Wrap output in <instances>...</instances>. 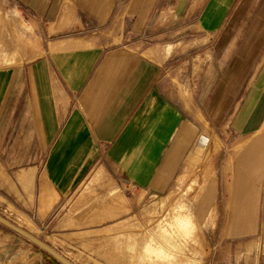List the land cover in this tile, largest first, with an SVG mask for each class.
Here are the masks:
<instances>
[{"label": "crops", "instance_id": "crops-1", "mask_svg": "<svg viewBox=\"0 0 264 264\" xmlns=\"http://www.w3.org/2000/svg\"><path fill=\"white\" fill-rule=\"evenodd\" d=\"M236 1L0 0V196L40 230H96L178 188L208 126L185 218L234 247L221 264H264V21L234 48ZM14 240L0 229V264H44Z\"/></svg>", "mask_w": 264, "mask_h": 264}, {"label": "rangeland", "instance_id": "rangeland-1", "mask_svg": "<svg viewBox=\"0 0 264 264\" xmlns=\"http://www.w3.org/2000/svg\"><path fill=\"white\" fill-rule=\"evenodd\" d=\"M235 5L227 18V21L234 20L235 27L227 35L236 36L238 40L234 48L239 46L241 49V45L248 40L250 34L264 21V0H237ZM206 127L210 137L202 135L201 138H211L207 151L202 149L201 138H199L200 153L196 157L197 167L183 176L179 187L173 191L138 202L135 208L131 210L127 208L128 211L124 213L126 214L124 217L105 222L95 227L96 230L80 232L70 230L69 235H58L61 231L53 230V225L46 226L47 223H45L46 229L40 230L37 221H33L34 230L29 233L72 264H221L230 257L236 259L237 257L233 254L234 247L232 249L230 246L224 247L217 252L210 251L197 227L189 223L186 218L181 221L178 215L179 212H184L182 199L194 198L200 192L199 185L207 177L210 160L217 150V146H213L214 133L208 126ZM114 198L110 203H115ZM119 202L117 204L121 206V200ZM102 204L96 203L94 206L100 207ZM8 209L6 204L0 203V216L26 230L21 224L23 214L20 208L18 207L19 211L16 208ZM0 229L15 237L12 244L17 245L20 242L30 244L26 239L2 225ZM27 229L30 230V228ZM154 238L159 241V250L151 246L157 244ZM37 249L39 248L33 249V252L38 254L40 251L46 255H43L44 264H59L51 256ZM238 254L239 263L247 259L245 243L242 242Z\"/></svg>", "mask_w": 264, "mask_h": 264}, {"label": "water", "instance_id": "water-1", "mask_svg": "<svg viewBox=\"0 0 264 264\" xmlns=\"http://www.w3.org/2000/svg\"><path fill=\"white\" fill-rule=\"evenodd\" d=\"M0 225H2L6 229L18 234L19 236L23 237L30 244L36 246L37 248L42 250L44 253L51 256L59 264H72L70 261H68L62 255H60L58 252H56L54 249H52L46 243L39 240L38 238H36L34 235L28 233L27 231L21 229L20 227L14 225L13 223H11L10 221H8L6 218H4L2 216H0Z\"/></svg>", "mask_w": 264, "mask_h": 264}, {"label": "bare ground", "instance_id": "bare-ground-1", "mask_svg": "<svg viewBox=\"0 0 264 264\" xmlns=\"http://www.w3.org/2000/svg\"><path fill=\"white\" fill-rule=\"evenodd\" d=\"M209 136V135H208ZM210 137V136H209ZM201 138V137H200ZM211 139V138H210ZM209 138H206V137H202L201 138V146H202V149L203 150H206L207 151V147H208V145H209V140H210ZM216 143L218 144V145H220V143H219V141L216 139ZM213 146H217V145H213ZM214 150V149H213ZM205 154V153H204ZM208 155V154H207ZM202 158V157H201ZM183 185V184H182ZM117 196V195H116ZM119 197V196H118ZM122 198V197H121ZM45 201V196H44V193H42V195H41V198L39 199V210H40V212H41V214H44L45 213V211L47 210V209H49L50 207H51V203H46V202H44ZM113 201L115 202V203H120L119 201H120V197L119 198H114L113 199ZM122 201H123V199L121 200V203H122ZM0 203H2V204H6V206H7V208H9L8 210H12V209H15V207L12 205V204H10L9 202H7L2 196H0ZM124 203V202H123ZM167 203V202H166ZM173 203H175V202H173ZM172 203V204H173ZM174 205V204H173ZM116 208V207H115ZM160 208V207H159ZM172 209V208H171ZM17 213V212H16ZM178 215H179V218H180V220L181 219H185V215H184V213L183 212H179L178 213ZM21 217H22V223L21 224H23L24 226H25V228L24 229H26L25 231H27L28 233L29 232H31L32 233V230H34L32 227V225H33V223H32V221H30L26 216H24V215H21ZM179 218H178V220H179ZM182 221V220H181ZM161 224H163V223H161ZM158 226V225H157ZM30 228V230L29 229H27V228ZM34 232V231H33Z\"/></svg>", "mask_w": 264, "mask_h": 264}]
</instances>
